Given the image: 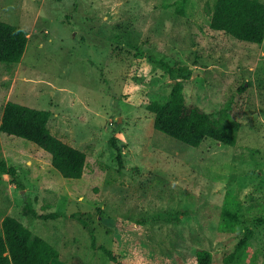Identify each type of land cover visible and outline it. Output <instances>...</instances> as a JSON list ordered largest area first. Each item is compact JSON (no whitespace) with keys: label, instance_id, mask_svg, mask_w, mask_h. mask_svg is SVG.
I'll return each instance as SVG.
<instances>
[{"label":"rangeland","instance_id":"1","mask_svg":"<svg viewBox=\"0 0 264 264\" xmlns=\"http://www.w3.org/2000/svg\"><path fill=\"white\" fill-rule=\"evenodd\" d=\"M215 2L0 0V19L29 31L21 61L0 62V123L9 100L49 109L51 130L88 153L84 175L66 177L0 130V161L17 168L0 170V230L18 217L59 249L51 264H112L100 245L135 264H196L199 248L213 264H264V41L212 28ZM178 81L188 102L240 123L236 144L155 127L148 104ZM24 193L58 216L26 211Z\"/></svg>","mask_w":264,"mask_h":264},{"label":"trees","instance_id":"2","mask_svg":"<svg viewBox=\"0 0 264 264\" xmlns=\"http://www.w3.org/2000/svg\"><path fill=\"white\" fill-rule=\"evenodd\" d=\"M188 0H182L180 12ZM211 26L249 42L264 41V1L263 0H216L211 16ZM29 42V31L15 23L0 19V62L17 63L24 56ZM173 73L189 75L183 68H175L163 62ZM148 108L154 113V125L165 133L188 144L199 146L212 138L223 144H236L240 123L230 113L215 116L199 104L186 100L180 81L174 83L167 100L154 99ZM52 112L17 101L9 100L4 106L0 130L32 140L52 154V164L64 176L80 178L88 164V153L56 135L49 127ZM116 145V144H115ZM0 170L12 175L17 168L0 161ZM25 210L42 218H55L57 213H39L31 197L24 193ZM245 235L239 241L236 251L244 247L252 237V227L245 228ZM93 234V244L96 246ZM112 264H135L123 258L114 248L100 245ZM59 249L45 237L33 230L18 217L8 214L2 220L0 230V264H51L60 257ZM196 264H213V252L199 248Z\"/></svg>","mask_w":264,"mask_h":264},{"label":"crops","instance_id":"3","mask_svg":"<svg viewBox=\"0 0 264 264\" xmlns=\"http://www.w3.org/2000/svg\"><path fill=\"white\" fill-rule=\"evenodd\" d=\"M60 137V136H59Z\"/></svg>","mask_w":264,"mask_h":264}]
</instances>
